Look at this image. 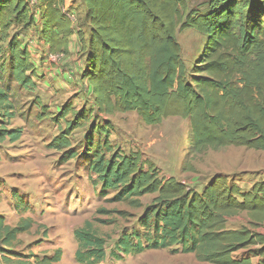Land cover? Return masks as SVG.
Here are the masks:
<instances>
[{
  "label": "trees",
  "instance_id": "1",
  "mask_svg": "<svg viewBox=\"0 0 264 264\" xmlns=\"http://www.w3.org/2000/svg\"><path fill=\"white\" fill-rule=\"evenodd\" d=\"M67 1L0 0V55H9L8 63L0 60V146L23 137L22 128L9 129L16 118L14 98L19 90L35 91L39 77L30 49L12 31L29 29L37 16L49 55H68L75 20ZM190 1L83 0L91 29L88 39L80 32L78 40L93 107L76 112L66 105L53 117L60 134L48 148L62 155L63 163L80 158L72 137L90 126L83 156L102 190L118 192L115 201L135 209L143 207L142 198L153 196L139 220L138 242L129 235L119 240L123 255L170 249L194 255L200 263L264 264V232L259 230L264 229V182L242 191L216 176L201 191L191 189L174 177H161L139 153L117 149L110 141L113 126L102 119L136 113L145 125L158 126L178 117L189 122L194 153L227 147L264 152V0H210L205 13L189 11ZM179 28L207 39L192 70L182 58ZM41 108L40 117H47ZM243 214L247 225L228 227ZM97 223L105 224L86 221L74 233L79 263L107 259V240ZM33 226L31 219H22L11 228L0 215L1 244L10 246ZM62 256L61 250L52 257L31 255L35 262L29 264H59Z\"/></svg>",
  "mask_w": 264,
  "mask_h": 264
},
{
  "label": "rangeland",
  "instance_id": "2",
  "mask_svg": "<svg viewBox=\"0 0 264 264\" xmlns=\"http://www.w3.org/2000/svg\"><path fill=\"white\" fill-rule=\"evenodd\" d=\"M209 1L191 0L189 11L205 13ZM34 4L32 12L36 16ZM66 8L75 18V36L66 56L49 55L39 38L37 16L34 26L15 27L12 31L30 49L39 77L35 79V91L19 90L14 98L16 118L10 121L9 129L22 128L23 137L14 144L0 146V215L11 228L22 219H31L34 226L10 246L0 242V250L6 251L0 252V264H5L6 259L10 264L34 263L31 255L52 257L58 250L63 253L59 264H82L76 258L74 233L86 221L99 220L105 222L97 225L107 240V259L101 264H208L198 262L194 255L174 254L170 249L123 255L117 247L119 240L129 235L134 243L138 242L135 233L143 232L139 220L153 196L142 198L143 207L135 209L128 203L116 202L118 192L102 190L97 178L88 173V160L83 156L90 126L75 131L72 137L80 158L63 163L62 155L48 148L60 134L53 117L66 105L76 112L93 107L92 89L82 78L85 60L78 40V33H84L87 39L90 34L86 6L83 0H68ZM177 36L182 58L192 70L203 55L207 39L195 30L182 32L180 28ZM4 53L0 60L8 63L9 55ZM41 107L48 111L45 118L40 117ZM102 119L111 122L114 130L110 141L117 149L126 154L139 153L160 171L161 177H174L191 189L201 191L216 176L238 185L242 191L264 182V152L227 147L194 153L189 148L187 120L172 117L161 125L147 126L136 113H116ZM61 125L65 127L64 122ZM247 223L243 214L232 218L228 227L238 229Z\"/></svg>",
  "mask_w": 264,
  "mask_h": 264
},
{
  "label": "crops",
  "instance_id": "3",
  "mask_svg": "<svg viewBox=\"0 0 264 264\" xmlns=\"http://www.w3.org/2000/svg\"><path fill=\"white\" fill-rule=\"evenodd\" d=\"M71 45H72V38H71V44H70V50H71ZM47 50V49H46ZM70 53V52H69ZM83 65V64H82Z\"/></svg>",
  "mask_w": 264,
  "mask_h": 264
},
{
  "label": "built area",
  "instance_id": "4",
  "mask_svg": "<svg viewBox=\"0 0 264 264\" xmlns=\"http://www.w3.org/2000/svg\"><path fill=\"white\" fill-rule=\"evenodd\" d=\"M72 18V20H75V18L74 17H71Z\"/></svg>",
  "mask_w": 264,
  "mask_h": 264
}]
</instances>
